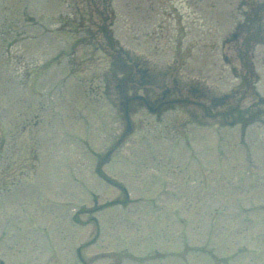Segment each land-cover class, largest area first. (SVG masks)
<instances>
[{
    "label": "rangeland",
    "instance_id": "1",
    "mask_svg": "<svg viewBox=\"0 0 264 264\" xmlns=\"http://www.w3.org/2000/svg\"><path fill=\"white\" fill-rule=\"evenodd\" d=\"M24 1L0 0V26L20 12L38 11L44 27L54 21L42 15L52 0H28L25 7ZM113 1L121 26L115 36L125 48L146 58L152 68L160 67L155 62L174 63L184 83L193 80L212 92H230L240 67L239 41L231 35L244 10L241 0H182L190 13L175 6L176 20L168 7L173 0ZM104 3L73 1L76 11L73 16L68 12L67 20L73 32L53 29L42 38L43 50L28 43L26 33L7 46L12 35L4 31L9 41L3 44L7 52L0 49V80L1 75L11 77L8 83L13 84L5 91L9 104L0 103V114L7 112V120L0 115L1 261L264 264L260 128L246 133L241 143L237 126L157 125L145 120L147 113L141 110L131 140L102 168L103 175L123 182L111 187L92 172L91 151L110 139L111 124L120 127L100 95L112 92L109 58L96 29ZM58 39L68 40L73 49L66 45L60 51ZM253 56L259 74L254 86L264 95V43L254 46ZM8 57L10 68L1 69ZM246 146L250 157H245ZM124 185L131 197L127 209L116 206ZM99 205L115 206L91 211ZM71 206L70 214L88 210L77 214V226L66 216Z\"/></svg>",
    "mask_w": 264,
    "mask_h": 264
}]
</instances>
